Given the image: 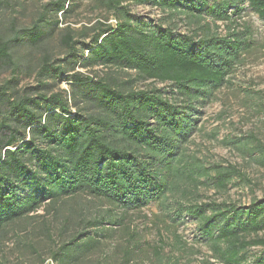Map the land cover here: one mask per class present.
<instances>
[{
	"label": "trees",
	"instance_id": "obj_1",
	"mask_svg": "<svg viewBox=\"0 0 264 264\" xmlns=\"http://www.w3.org/2000/svg\"><path fill=\"white\" fill-rule=\"evenodd\" d=\"M125 1L106 0L118 23L93 29L97 33L92 36L83 68L129 70L143 80L169 85L170 90L127 91L115 80L75 74V84L80 86L75 102L82 98L91 111L82 114L77 109L73 114L61 95L49 97L44 92L48 85L43 81L66 71L46 57L35 97L27 91L12 95L9 83L0 86V231L37 213L46 201L54 206L81 193L126 211L152 203L164 206L166 195L188 179L184 145L196 129L194 105L224 85L243 42L236 33L222 38L209 31L204 37L194 35L197 40L182 39L172 27L149 29L134 24L123 6ZM139 2H151L170 16L184 15L201 30L205 18L228 21L231 15L242 13L246 3L264 21V0ZM66 10L65 0L55 4L57 13ZM49 25L46 13L41 14L38 23L24 30L29 43H41ZM88 36L85 32L82 38ZM62 43L68 49L65 61L70 65L79 52L78 45L85 47V43L75 40L70 31ZM11 47V41L0 40V62H12ZM169 93L181 101L167 98ZM193 168L203 172L198 166ZM232 176L229 169H217L212 180L216 188L225 190ZM186 210L199 223L215 258L224 264H244L249 249L264 247V238L258 237L264 232V201L247 208L213 203ZM251 235L256 239L249 240ZM81 236H74L55 251L53 259L72 264L91 249L89 242L96 241L89 238L80 246L77 240ZM125 254L130 255V250ZM256 264H264V253Z\"/></svg>",
	"mask_w": 264,
	"mask_h": 264
},
{
	"label": "rangeland",
	"instance_id": "obj_2",
	"mask_svg": "<svg viewBox=\"0 0 264 264\" xmlns=\"http://www.w3.org/2000/svg\"><path fill=\"white\" fill-rule=\"evenodd\" d=\"M58 1L0 0V40L11 41L13 55L11 63L0 62V86L9 83L12 95L20 96L27 91L35 97L41 84L38 73L46 57L66 71L43 81L48 85L44 92L49 97L61 95L73 114L77 109L82 114L91 111L86 109L82 98L75 102L80 87L73 79L75 74L115 80L127 91L170 90L169 85L143 80L129 70L83 68L92 36L97 33L93 29L99 24L115 27L118 19L108 10L106 0H65L68 11L57 13ZM123 6L132 15L134 24L149 29L172 27L182 39L197 40L194 35L204 37L210 31L222 38L236 33L243 42L224 85L194 105L196 129L184 145L189 177L166 195L164 206L152 203L135 211L123 210L84 193L65 198L54 206L46 201L37 213L0 231V264L43 261L67 264L55 261L53 253L78 234L83 235L77 240L80 246L86 245L89 238L96 242H89L92 248L77 256L72 264H224L215 258L199 223L186 209L213 203L247 208L264 201V21L247 3L242 6L245 8L242 13L231 15L228 21L205 18L201 22L204 30L184 15L170 16L151 2L126 0ZM44 13L51 25L46 27L42 42L31 45L24 30L38 23ZM69 31L85 47L78 45L76 58L67 65L68 49L62 38ZM85 32L89 38L83 39ZM166 97L181 101L176 94L169 93ZM217 169L233 173L225 190L216 188L212 180ZM258 237L264 238V232ZM248 239L256 237L251 235ZM126 249L130 250L128 256ZM263 253L264 247L249 249L244 264H256Z\"/></svg>",
	"mask_w": 264,
	"mask_h": 264
}]
</instances>
